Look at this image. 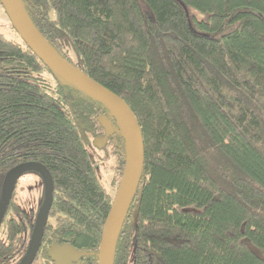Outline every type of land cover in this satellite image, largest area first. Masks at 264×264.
Listing matches in <instances>:
<instances>
[{"label":"trees","instance_id":"16d2710c","mask_svg":"<svg viewBox=\"0 0 264 264\" xmlns=\"http://www.w3.org/2000/svg\"><path fill=\"white\" fill-rule=\"evenodd\" d=\"M21 2L44 41L140 126L143 171L114 264H264V0ZM102 115L115 133L95 159L85 134L105 135ZM126 143L109 108L0 35V211L16 167L41 164L54 184L33 264H55L49 251L66 244L86 254L80 264H99ZM110 163L115 195L98 167ZM18 184L0 223V264L24 259L45 201L44 188L27 211Z\"/></svg>","mask_w":264,"mask_h":264},{"label":"water","instance_id":"95a60500","mask_svg":"<svg viewBox=\"0 0 264 264\" xmlns=\"http://www.w3.org/2000/svg\"><path fill=\"white\" fill-rule=\"evenodd\" d=\"M13 26L26 45L41 61L63 80L77 87L91 97L100 101L117 117L127 145V161L123 178L115 196L108 220L103 229L102 242L99 250V264H114V257L119 233L129 209L140 186L144 165V142L138 121L130 107L119 96L90 78L80 68L56 53L43 39L26 14L21 0H0ZM99 123L105 131L103 137L95 140V147L105 146L115 130L107 116L102 115ZM34 171L39 173L45 184V201L37 218L28 252L20 264H33L49 221V214L54 200V184L49 171L41 164L29 163L16 167L7 176L6 194L0 211V223L5 209L17 182L23 174ZM69 245H55L49 251V257L55 264H80L85 256Z\"/></svg>","mask_w":264,"mask_h":264},{"label":"rangeland","instance_id":"374dc122","mask_svg":"<svg viewBox=\"0 0 264 264\" xmlns=\"http://www.w3.org/2000/svg\"><path fill=\"white\" fill-rule=\"evenodd\" d=\"M141 1V0H140ZM194 15L197 16L199 20H204L206 17L200 12L193 10ZM0 35H3L5 38L15 41L22 42V38L13 26L5 8L0 4ZM66 52L69 55L70 59L73 62H78L79 58L70 44L66 43ZM95 138L92 139L89 137V134H85V143L90 153L95 159H98L99 156H103L104 153H100L95 147ZM100 174H103L102 182L105 185L106 189L115 195V192L112 189V173H113V164L110 163L107 166L102 167L99 164ZM45 184L42 176L34 171L27 172L22 175L19 179V184L17 187V197L19 203L24 206L27 211H31L37 208L38 203L41 200Z\"/></svg>","mask_w":264,"mask_h":264}]
</instances>
